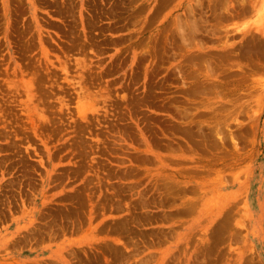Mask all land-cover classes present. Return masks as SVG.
<instances>
[{
    "label": "rangeland",
    "instance_id": "374dc122",
    "mask_svg": "<svg viewBox=\"0 0 264 264\" xmlns=\"http://www.w3.org/2000/svg\"><path fill=\"white\" fill-rule=\"evenodd\" d=\"M0 264H264V0H0Z\"/></svg>",
    "mask_w": 264,
    "mask_h": 264
},
{
    "label": "bare ground",
    "instance_id": "6f19581e",
    "mask_svg": "<svg viewBox=\"0 0 264 264\" xmlns=\"http://www.w3.org/2000/svg\"><path fill=\"white\" fill-rule=\"evenodd\" d=\"M195 24V23H194ZM194 27V26H193ZM85 108V107H84Z\"/></svg>",
    "mask_w": 264,
    "mask_h": 264
}]
</instances>
